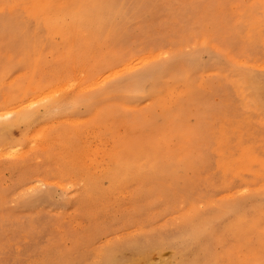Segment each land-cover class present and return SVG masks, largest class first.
<instances>
[{"label": "rangeland", "instance_id": "1", "mask_svg": "<svg viewBox=\"0 0 264 264\" xmlns=\"http://www.w3.org/2000/svg\"><path fill=\"white\" fill-rule=\"evenodd\" d=\"M107 52L113 65L88 79ZM134 57L144 63L125 70ZM259 65L264 0H0V264H103L106 252L131 261L140 250L137 264H264ZM150 67L139 96L99 95ZM90 94L100 98L79 102ZM100 122L114 141L130 127L126 144L146 148L158 172L90 184L80 151ZM231 207L240 223L223 216ZM204 221L219 222L216 241L199 238ZM171 231L185 250L163 242Z\"/></svg>", "mask_w": 264, "mask_h": 264}, {"label": "bare ground", "instance_id": "2", "mask_svg": "<svg viewBox=\"0 0 264 264\" xmlns=\"http://www.w3.org/2000/svg\"><path fill=\"white\" fill-rule=\"evenodd\" d=\"M107 5V4H106ZM101 8V9H100ZM106 8V6H105ZM103 9H102V4L101 6L100 5H93L90 10L88 11V14H91L92 16L94 15V13H102ZM80 14V13H79ZM91 16V17H92ZM96 16V26L99 28V30H102L103 27H104V24L105 22L107 21V18L104 14H102V16L106 19H102L100 18L97 14L95 15ZM122 21V20H121ZM105 40V39H104ZM89 48V47H88ZM120 51V50H119ZM102 54V52H100ZM110 53L111 52H107L106 54L104 53V56L102 57V61H96V62H88V75H87V78L88 79H92L94 76H95V73H93L95 71V68L98 67V65L100 64H103V65H109L107 67H111V64L113 62V60L116 57V53H114V55L112 54V57L110 56ZM123 53V52H122ZM130 53V52H129ZM150 53V52H149ZM160 53V52H158ZM166 53V52H165ZM125 54V53H123ZM143 54V53H142ZM152 54H153V51H152ZM157 54V53H156ZM56 55V54H55ZM126 55V54H125ZM130 55V54H129ZM133 55V53L131 54V56ZM148 55V56H147ZM161 56V53L159 54ZM164 55V54H162ZM166 55V54H165ZM93 56V55H91ZM91 56H89L90 60L92 59ZM123 56V55H122ZM144 56V55H143ZM143 56H140L141 59L144 61H147L148 59H154V54L150 57L149 54H145V57ZM130 56H128L129 58ZM140 57H138V59L136 60V62H138V64H134L133 65V62H135V60H133L132 62V65L130 62H127L129 63L131 66L129 67L128 65H124V69L127 70L128 68L131 69V68H134V66L137 65L139 66V63H140V66H141V63H144L143 61H139ZM148 57V58H147ZM155 57H159L158 55ZM160 58V57H159ZM162 58V57H161ZM94 59V58H93ZM131 59V58H130ZM140 59V60H141ZM212 59V58H211ZM214 59V58H213ZM213 59L210 61L212 62ZM242 59V58H241ZM247 59V58H246ZM116 60V59H115ZM89 61V60H88ZM120 61V60H118ZM150 61V60H149ZM148 63L151 64V61ZM155 61V60H154ZM157 61H161L160 59L157 60ZM163 61V60H162ZM161 61V62H162ZM153 62V61H152ZM160 62V63H161ZM123 63V62H121ZM126 63V64H127ZM145 65V64H144ZM147 65V64H146ZM145 65V66H146ZM128 66V67H126ZM260 66V65H259ZM101 67V66H100ZM144 67V66H143ZM142 67V68H143ZM159 67H161L159 65ZM261 68L264 69V66H260ZM258 67L257 69L260 70L261 68ZM260 68V69H259ZM123 69V70H124ZM144 69V68H143ZM256 69V70H257ZM124 70V71H125ZM97 71V70H96ZM101 71V70H100ZM121 72V71H120ZM120 72H117L116 73V77L117 75L120 74ZM158 70L157 69H154L152 67L146 69L141 75H136V76H133V77H127V79H124L122 80L121 82H118L114 85H112L111 87H108L106 86V84L104 86H101L99 91V95L101 96H104V98H106L108 95L110 94H113L115 92L113 91H126V90H129V92H131L132 90V93L139 96V90H140V86L142 87L147 81H148V78L149 77H152L153 75L157 74ZM227 72V71H226ZM99 73V72H98ZM98 73H96L97 75H99ZM251 73V72H250ZM51 74V73H50ZM236 74V73H235ZM238 75V74H237ZM240 75V74H239ZM126 76V75H124ZM247 76H250L247 74ZM242 78V77H240ZM240 78L238 81H240ZM35 79V78H34ZM101 78H99L96 82H94L92 85L88 86V87H91V86H98L100 84L103 85V83L107 82L108 80V77L103 79L101 82H99ZM189 79V78H188ZM65 80V79H64ZM96 80V79H95ZM244 80H245V77H244ZM249 80V79H248ZM184 81V80H183ZM164 82V81H163ZM185 82V81H184ZM187 82V81H186ZM241 82H242V79H241ZM246 82V80H245ZM250 82V81H248ZM86 83V82H85ZM144 83V84H143ZM244 82H242L243 84ZM78 84V83H77ZM207 84V83H206ZM241 84V83H240ZM241 84V86H242ZM7 85V84H5ZM9 85V84H8ZM248 85V83H247ZM133 86V87H132ZM180 86V85H179ZM251 87V86H250ZM250 87H247L249 88V90L251 89ZM253 87V86H252ZM73 88V87H72ZM246 88V89H247ZM76 89V88H75ZM142 89V88H141ZM243 89V87L241 88ZM245 89V88H244ZM84 90V89H83ZM144 90V89H143ZM242 91V90H241ZM31 92V91H30ZM80 92V91H79ZM113 92V93H111ZM166 92V91H165ZM33 93V92H32ZM98 93V92H97ZM145 93V92H143ZM245 93V92H244ZM250 92H248L249 94ZM253 93V91H252ZM58 94V93H57ZM171 94V93H170ZM247 94V93H245ZM15 95H17L15 93ZM38 95V94H37ZM37 95L35 94V96L33 95L34 98L37 97ZM97 95V96H99ZM252 95V94H251ZM255 95V94H254ZM8 96V95H7ZM13 96V95H12ZM39 96V95H38ZM51 96V95H50ZM87 96V95H86ZM99 97H96L94 98L92 94L88 95L87 97L81 99L79 102H86L87 106L88 104L90 105L91 102L97 100ZM137 96V97H138ZM243 96V95H242ZM162 97V96H161ZM14 98V97H13ZM27 98V97H26ZM25 98V99H26ZM29 99L32 98L31 96L28 97ZM157 98V97H156ZM70 99V97H69ZM153 99V98H152ZM168 99V98H167ZM9 100V99H8ZM12 101H14L12 98L10 99ZM9 100V101H10ZM172 100V99H171ZM249 100V99H248ZM28 99L25 101L27 102ZM70 101V100H69ZM167 101V100H166ZM246 101V100H245ZM259 101V100H258ZM24 102V103H25ZM111 102V101H110ZM164 102V101H163ZM172 102V101H171ZM257 102V101H256ZM9 103V102H8ZM7 103V104H8ZM16 103V102H15ZM77 102H73V101H70L68 102V105H72V104H76ZM138 103V102H137ZM11 104V102H10ZM14 104V103H13ZM12 104V105H13ZM21 105L20 107L16 106V105ZM62 103L59 104V102L57 104H55L57 107H59ZM16 105L13 107V109H19V111L22 110V107L24 106L23 102L21 104L19 103H16ZM132 105V104H131ZM151 105V104H150ZM136 106V105H135ZM53 107V106H52ZM54 106V108H57ZM110 107V106H109ZM24 108V107H23ZM51 108V107H50ZM60 108V107H59ZM58 108V109H59ZM62 108V107H61ZM97 108V107H96ZM94 108V109H96ZM99 108V107H98ZM50 110H53V109H50ZM97 110V109H96ZM17 111V110H16ZM53 112V111H52ZM54 112H57V111H54ZM53 112V113H54ZM93 112V111H92ZM98 112H94L92 118L89 120L90 123H92V121H95L96 117L98 116ZM92 114V113H91ZM174 114V113H173ZM176 115V114H175ZM32 116V115H31ZM33 117V116H32ZM133 117V116H131ZM110 118V117H109ZM29 119V118H28ZM102 119V118H101ZM120 119V118H119ZM40 120V118H39ZM107 120V119H106ZM27 121V120H26ZM121 121V120H120ZM105 122V120H104ZM123 122V121H122ZM121 122V124H122ZM81 124V123H80ZM116 126L118 123H115ZM120 124V123H119ZM125 127L123 125H120V126H123L124 128H122L121 130H123L124 132L123 133H119L120 137L119 139L120 140H111V138H108L107 137V134L111 135L110 132H108L106 134V131H108V127L107 126H104V124H101L100 122V125L97 124V128L93 127V126H96L95 124L92 125L91 129L89 131H91L92 133L93 132H97L95 134V138L92 137L93 139H91L90 143L92 144L90 147H87L83 150H81L80 152H83V158H81L83 160V163L85 164L86 166V169L88 170V173H89V183L92 184V185H97L98 182L102 181V180H107L109 183H118L119 180L123 179V182L124 180H126L127 178L129 177H132V176H136V175H140V174H143V172L145 173L144 171V167H146L147 169V172L151 171L152 173L154 172H158L156 171V167H157V164H155V158L152 159V155L146 151L145 149H138V148H135L134 144H126L125 140L127 137L130 138V136L128 135H131V137L133 136V132H131V130L129 129L130 127H127L126 124H124ZM75 126V125H74ZM115 126V127H116ZM118 126V128L120 127ZM129 126V125H128ZM131 126V125H130ZM178 126V125H177ZM151 129V128H150ZM170 129V128H169ZM154 130V129H153ZM159 130V129H157ZM140 131V130H139ZM184 131V130H182ZM120 132V131H119ZM84 133V132H83ZM166 133V132H165ZM164 133V134H165ZM85 134V133H84ZM124 134V135H123ZM135 134V133H134ZM162 134V133H161ZM170 134V133H169ZM142 135V134H141ZM163 135V134H162ZM171 135V134H170ZM176 135V134H175ZM166 136V135H165ZM164 136V137H165ZM179 136V135H178ZM114 137V136H113ZM116 137V136H115ZM134 137V136H133ZM167 137V136H166ZM180 137V136H179ZM175 138L177 139V136H175ZM115 139V138H114ZM164 139V138H163ZM181 139V138H180ZM158 140V139H156ZM166 140V139H164ZM162 141V140H161ZM158 143V141H156ZM168 142V141H166ZM133 143V142H132ZM164 143V142H162ZM11 145V144H10ZM164 145V144H163ZM167 145V144H166ZM5 146V145H4ZM159 146V145H157ZM165 146V145H164ZM163 146V147H164ZM175 146V145H174ZM173 146V147H174ZM171 147V146H170ZM169 147V148H170ZM165 148V147H164ZM163 148V149H164ZM181 148V147H180ZM162 149V148H161ZM167 149V148H165ZM175 149V147H174ZM160 151V150H159ZM178 151V150H177ZM7 152V151H6ZM163 153V152H161ZM166 153V151L164 152ZM163 153V154H164ZM78 155H80L79 153H77ZM160 154V153H159ZM150 155V156H148ZM2 156V155H1ZM81 156V155H80ZM154 156V155H153ZM161 157V156H160ZM178 157V156H177ZM181 158V157H180ZM179 158V159H180ZM1 162V161H0ZM15 163V162H14ZM173 170V169H172ZM31 180V179H30ZM55 184V183H54ZM37 185V184H36ZM261 185V184H260ZM262 186V185H261ZM264 186V185H263ZM61 187V185H60ZM258 188V186H257ZM263 188V187H261ZM260 188V189H261ZM245 190V189H244ZM238 192V191H236ZM256 192V190H255ZM129 193V192H128ZM241 193V192H239ZM244 193V192H243ZM237 194V193H236ZM225 198V197H224ZM128 207V206H127ZM126 208V207H125ZM137 210V209H136ZM64 212V211H63ZM189 213V212H188ZM216 214V213H215ZM192 215V214H191ZM220 215V214H219ZM218 215V216H219ZM230 216L231 217V221H235L236 223H240V217L239 216H236V214L233 212L232 210V207L231 208H228L226 212H224V215L223 216ZM217 216V215H216ZM215 216V218H216ZM257 217V216H256ZM69 218V217H68ZM199 218V216H198ZM205 219H207L205 216H204ZM219 219V218H218ZM251 219V218H250ZM255 220V219H253ZM219 221V220H218ZM213 222V223H206L205 221L204 222H200L198 223L199 224V233L201 234L199 236V238H202L204 237V240H211V241H216L218 236L217 234L218 231H217V227H218V223L219 222ZM232 221V222H233ZM252 222V221H251ZM217 223V224H215ZM222 223V222H221ZM135 224V223H134ZM232 224V223H231ZM214 225V226H213ZM221 225V224H220ZM264 224H262L263 226ZM204 227L207 229H204ZM213 227V228H212ZM220 228V227H219ZM190 233L191 235H196L195 232L193 230H190ZM190 235V236H191ZM189 236V235H188ZM206 238V239H205ZM185 238L183 237H180L179 236V233L178 231L177 232H164V238H163V242H165L166 244L169 245V247L173 248V250H176V251H179L180 249H182L184 247V250L186 249V241L184 240ZM110 247V246H109ZM202 248V247H201ZM109 249V248H107ZM137 258L131 260V261H124V260H118V259H114L113 258V254L110 253V252H106L104 254V259H103V264H137V259H139L138 261H146V255L147 253L145 251H142L140 250L139 252L135 253L134 254ZM177 258V257H176ZM99 261V260H98ZM194 262V261H193ZM249 264V263H248Z\"/></svg>", "mask_w": 264, "mask_h": 264}]
</instances>
